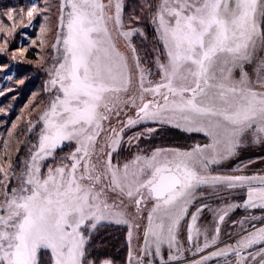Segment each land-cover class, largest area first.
<instances>
[{
  "label": "snow or ice",
  "instance_id": "1",
  "mask_svg": "<svg viewBox=\"0 0 264 264\" xmlns=\"http://www.w3.org/2000/svg\"><path fill=\"white\" fill-rule=\"evenodd\" d=\"M142 3L158 43V78L132 43L144 32L131 26L138 16L126 23L125 0H61L52 45L57 63L45 85L50 100L26 129L33 133L41 124L37 140L22 141L28 143V155L19 172L11 162L0 166V264H96L89 258L90 241L105 223L128 227L132 264L133 228L140 227L133 221L143 219L145 211L137 264L183 261L182 232L194 255L213 249L190 264L217 258H224L223 264H264V215L233 221L238 238L219 246L221 226L231 212L264 210V175L213 171L235 157L249 136L254 144L264 142V0ZM47 11L33 2L23 27ZM23 13L20 9L21 22ZM43 19L41 37L49 30L48 17ZM0 31H5L2 21ZM149 122L203 133L208 142L190 150L139 149L114 162L125 143L131 148L157 129L146 128L127 140L125 131ZM66 144L75 147L57 157ZM49 159L54 163L42 171ZM235 189L247 190L243 203L214 208L204 202ZM205 210L213 216L211 230L200 223Z\"/></svg>",
  "mask_w": 264,
  "mask_h": 264
},
{
  "label": "rangeland",
  "instance_id": "2",
  "mask_svg": "<svg viewBox=\"0 0 264 264\" xmlns=\"http://www.w3.org/2000/svg\"><path fill=\"white\" fill-rule=\"evenodd\" d=\"M10 1H8L9 3ZM38 2L39 7H47L48 11L37 16L30 27H23V24L28 23L27 14H24L23 21L21 22V14L18 17H13L16 21L15 30L10 29V33L6 36L7 27L13 26L14 23L5 19L6 11L0 14V21L3 22L5 31H0V48L5 49L0 51V166L7 168L9 162L12 163L15 171L19 172L22 166V160L27 158L28 143H35L37 134L40 130L41 124L37 123L33 133H27L28 121H36L38 115L48 105L51 93L46 91L45 85L51 79L49 70L53 64L57 63L53 58L57 56V52L53 49L52 45L56 42V32L60 15V2L61 0H31ZM154 3L155 0H149ZM51 4V5H50ZM125 21L128 22L129 18L133 15L138 16L139 20L131 21L132 27H139L143 29L144 36L136 35L132 38V43L136 46L138 53L142 59L144 66L155 74L154 78H158L156 65L154 63L156 53L154 49L158 47L155 37L154 28L150 23L149 10L144 7L142 0H125ZM143 8V11L141 10ZM25 10V9H24ZM25 13V12H24ZM27 13V9H26ZM48 17V31L41 37L40 25L44 23L43 17ZM20 17V18H19ZM18 22V23H17ZM27 36L28 38H25ZM41 37L44 41L40 43ZM35 40L36 43L32 44L31 41ZM6 42V43H5ZM123 48V42L121 41ZM27 48V51L24 49ZM33 57V58H31ZM252 75V66L246 69ZM237 77L239 73H236ZM11 77V79H9ZM23 81V83H21ZM36 99L39 105L35 106L31 103ZM129 115L134 116L135 111H129ZM123 118V117H122ZM115 123V120L113 121ZM13 124L19 125L18 128H24L23 137L24 142L20 146L5 148V140L9 139V131L13 132ZM146 128H156L157 130L150 136H142L138 142H133L131 148L125 143L119 150L118 156L114 154L113 160L119 159L123 162L132 157L139 149H143L145 153L151 150L161 148H178L182 150H190L194 145L205 144L208 142L207 137L203 133L186 132L180 128L170 125H159L155 123L141 124L134 128L127 129L124 133V139L127 140L136 132H144ZM7 137V139H6ZM138 145V146H137ZM19 147V151H17ZM74 144H66L62 149H58L56 156H65L74 149ZM54 161L49 159L45 161L42 171H46L48 164ZM239 166V171H234ZM215 173L224 175H264V142L254 144L251 142V137L247 138V142L243 147L238 150V154L224 161L222 164L213 166ZM15 180L10 181V186H15ZM246 189H235L231 192L221 191L219 196H210L208 200L204 201L212 207H218L225 203H243L247 198ZM207 195V193H205ZM201 201L197 200V204ZM195 209L193 208L192 211ZM264 215V210L251 209L245 211L243 208H238L230 213L229 217L221 226L220 233V247L224 244L233 242L237 237L238 225L234 226L233 221H239L247 215ZM146 211L144 218H137L133 221L134 224H139L140 227L133 228V238L131 241V248L133 251L132 264H137V260L141 255V248L144 244L143 233L144 226L146 225ZM213 216L210 212L205 210L201 215L200 223L205 226L212 227ZM259 225V222H255ZM247 226V225H246ZM128 227L126 225H117L114 223H105L100 227L92 236L90 241V259L96 261V264L103 259H110L113 264H129L128 252ZM180 241L186 251L184 252L183 261H172L169 264H190L191 261L197 260L205 253L193 254L195 249L187 250L191 246L186 240V232L180 235ZM202 243V241H201ZM164 258L167 260V248L164 250ZM47 261V257H44ZM224 258L213 259L208 264H223ZM158 264V260L156 262Z\"/></svg>",
  "mask_w": 264,
  "mask_h": 264
},
{
  "label": "trees",
  "instance_id": "3",
  "mask_svg": "<svg viewBox=\"0 0 264 264\" xmlns=\"http://www.w3.org/2000/svg\"><path fill=\"white\" fill-rule=\"evenodd\" d=\"M8 1H10V2L8 3ZM30 2H31V0H0V14L4 13L5 11H6V14H8L9 10H13L12 15L14 14L15 17H18L17 14H20V9H25L24 10L25 13H23V17H24V14H26V9L30 5ZM3 16L5 17V19H7L6 15H3ZM16 21H18V20L14 19L12 21V23L15 24ZM11 28L13 29V26L8 25L6 36L10 33ZM31 58H33V57H31ZM31 103L34 106H35V104L39 105V103L37 102L36 99H33ZM18 127H19V125H17V127L13 130L12 135L9 136L8 143L11 147H13V145L20 146L21 144H23L22 143L23 140L21 139V137H23L24 128H18ZM6 139H7V137H6Z\"/></svg>",
  "mask_w": 264,
  "mask_h": 264
}]
</instances>
